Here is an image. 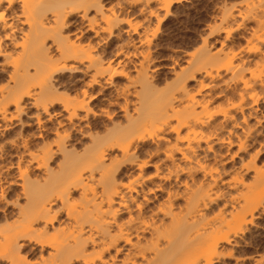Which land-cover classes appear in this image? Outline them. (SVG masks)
I'll use <instances>...</instances> for the list:
<instances>
[{"label": "snow or ice", "instance_id": "1", "mask_svg": "<svg viewBox=\"0 0 264 264\" xmlns=\"http://www.w3.org/2000/svg\"><path fill=\"white\" fill-rule=\"evenodd\" d=\"M129 2L136 14L125 16ZM13 9L17 14L10 17ZM170 9L173 0H0V61L11 73L0 82V264H217L221 256L227 264H256L227 246L234 232L264 211V143L253 144L249 136L250 113L261 115L264 128V0H216L215 14L187 51L164 40ZM125 29L136 39L105 54L109 40L116 44ZM158 48L165 55L157 56ZM246 53L254 54L251 60ZM207 67L232 77L231 98L221 91L222 102L200 105L210 85L184 87L196 81L194 69ZM82 71L75 88L56 86L57 73ZM145 93L181 96L183 106L177 115L161 110L133 127L128 114L141 111ZM189 110L207 119L186 115L180 122ZM194 127L202 131L193 135ZM138 145L149 150L138 152ZM214 145L228 151L221 156ZM88 152L96 156L89 181L94 187L85 185V168L51 196L38 197L40 180L33 177L50 161ZM78 185L86 194L64 199ZM193 198L201 207L210 199L227 200L232 212L210 217L175 258L158 260L156 245L168 247L164 230L175 219V205ZM84 205L89 219L77 224L71 260H60L64 231H53L55 212L67 211L72 223L74 210ZM33 244L42 247L26 255Z\"/></svg>", "mask_w": 264, "mask_h": 264}, {"label": "bare ground", "instance_id": "2", "mask_svg": "<svg viewBox=\"0 0 264 264\" xmlns=\"http://www.w3.org/2000/svg\"><path fill=\"white\" fill-rule=\"evenodd\" d=\"M179 1L181 0H173V3H176ZM16 14L17 13L15 9H13L9 13V16L14 17ZM117 38H119V34ZM109 45L110 46L104 47V51H105V54L111 55V53L118 46L116 47L115 44L113 45L111 43V40H109ZM111 45H113L115 48L112 47L114 49L109 50V48H111ZM252 55L254 54L246 53L244 55V59L251 60ZM203 63H204L203 61L198 62L196 67L197 68L201 67ZM7 67H8L7 65H5L2 61H0V82H5V78L11 75ZM207 72H213V76L209 77L207 75ZM198 73H203L204 74L203 77L211 79L207 83L210 85V87L205 89V94H202L199 98L200 105L208 103L209 101L215 104L218 98L221 97V91H223L225 99L231 98L229 94L235 91L236 84L235 83L229 84V82L232 80V77H230L227 72H220L218 69L214 70L213 67H207V71L205 72H197L194 69L191 74L196 76V74ZM83 77H84L83 71L80 73H75L69 78L68 76L66 77L65 73H57L55 76V83L58 88H66V87L74 88L77 84H79V82L81 83ZM220 78H221L222 87L218 89L216 88L217 83L215 81ZM204 83H205L204 80L201 81V84L199 87H203ZM184 87L190 88L188 85V82L185 83ZM139 99H140L141 111L136 112L135 109H133V112L128 114V120L133 125V127H136L139 124H142L145 121L149 120L153 115L157 114L161 110L172 109L173 110L172 114L177 115L178 108L183 106L181 104V101L184 98L181 96H176L175 99L169 98V97L162 98V97L156 96L151 93H145L142 97H139ZM131 103L135 105L136 101H131ZM186 115L199 116L201 119H207V117L204 116L198 110L197 111L189 110L186 114H182V119L180 122H186ZM234 115H237L242 119L241 113H234ZM250 117L252 119H255L253 123L252 122L250 123V131H249V136L252 139V142L254 144L256 138H258L257 137L258 134L260 133L259 131H261L260 130L261 128H259V122L261 118L259 115H256L255 113H250ZM221 119L223 118L221 117ZM209 123H211V121H209ZM217 124H219V121L217 122ZM217 124H213V128L217 127ZM206 126L207 125H205V127ZM197 131H202V129H197L194 127L193 135H195ZM224 139H225L224 136H220L221 141H223ZM141 143H146V142H141ZM205 148H206V144L202 142L200 149H198V151L203 153L205 151ZM213 148H214V153L219 152L221 156L224 155V153H222L221 148H226V147H224L223 145H214ZM148 150L149 149L144 148L142 145L141 146L138 145V148H137L138 152H141V151L147 152ZM95 159H96V156H95V153L93 152H88L86 154H77L75 156H72V155L63 156L62 160H60L61 162L58 164L57 170L54 168H50V167L46 168L48 172V174H46L47 178L40 181V188L38 189V192H37L38 197L42 195L51 196L52 192L55 190L58 184H61L67 178L74 176V174H77L79 171L85 168L90 170L92 164L95 162ZM222 167H225V165H222ZM233 167H235V165ZM94 175L95 173L90 170L89 175L87 179L85 180V185L87 187H94V185L89 184V181ZM40 179H43V178H40ZM49 186H51V189L47 188ZM86 190L87 189L85 186L78 185L72 188L71 191L66 192L64 195V199H71L73 201L79 200L80 196L75 197L71 193L77 191L81 195H85ZM220 191L223 192V189H221ZM57 195H59V193H57ZM219 202L220 200L210 199L205 202V206L203 207L200 206V204L195 200V198H193L191 201L184 200L183 203H177L175 205V208L177 210L175 213V219L173 221L167 222V227L164 230V235L167 237V239L165 240V243L168 244V247L165 248L164 245L159 244V243H157L156 245V247L159 249V253L157 256L158 260L166 261L169 258H175V254L184 244L185 240H187L191 236H195L199 232H203V230L208 226L210 222L209 220L210 217H216L217 213H221L220 218H222L225 214H230L232 212L231 208L225 209V204L228 203L227 200H225L223 203H219ZM54 204H56L55 200L52 201L49 207H52ZM63 206H64L63 203H61V207ZM86 208H87V205H84L82 209L74 210L72 223H69L68 218L66 219L68 221L66 220L64 221L63 218L62 220L60 216L61 213L58 210H56L55 212L56 221H53L55 223V229H53V231H56L59 229H63L64 231L63 239L61 241H58V246L60 248V253H59L60 260H71V253L75 251V246L77 245V240L74 238L75 229L77 227V224L83 225L84 220L89 219L88 216L84 215V211L86 210ZM221 209H224L223 213L221 212ZM64 213L68 217V212L64 211ZM200 213H202L203 215H200ZM254 217H255V214L253 218H251V223H250L251 225L253 224ZM49 219L51 218L49 217ZM161 220H164V218L162 217ZM250 224H245L243 225L242 229L239 232H234L229 237L231 241L233 239L235 240V238L239 235L240 232L244 234V231L247 230L248 227H250L249 226ZM88 227H89V232H91V226L89 225ZM65 243L68 245V248H69L68 253H65L64 251L63 245ZM25 247H28L27 243L25 244ZM37 247H42V245L33 244L32 247H30L28 249V252L25 254L28 256L36 254Z\"/></svg>", "mask_w": 264, "mask_h": 264}, {"label": "rangeland", "instance_id": "3", "mask_svg": "<svg viewBox=\"0 0 264 264\" xmlns=\"http://www.w3.org/2000/svg\"><path fill=\"white\" fill-rule=\"evenodd\" d=\"M135 7H136L135 4L129 2V4L124 9L125 16L135 15L136 13L133 11ZM170 11L172 12V17L168 22L169 24L165 27L164 40L167 41L168 39H171V42L174 44L175 47L181 49L185 48V51H187V48L195 43L200 31L204 27L205 22L215 14L216 0H181L179 2L173 3V9H170ZM243 35L244 34L241 33V38L243 37ZM130 39L135 40L136 36L133 35L131 38H129L128 32L125 29L122 34H119V38L116 39L117 45L115 44V46L116 47L119 46L118 44L120 45L126 44V42H128ZM235 44L240 47L243 46L240 44L239 39H237ZM113 45H111V48H109V50L115 48ZM156 55L157 56L165 55V50H161L160 48H158ZM74 74L75 73H71V72L65 73L66 77L68 76V78ZM203 76H204L203 73L196 74V81L194 83L189 81L188 82L189 87L199 89L201 81L204 80L205 83H208L211 80ZM215 82L217 83L216 88L219 89L220 87H222L221 78L217 79ZM217 101H221V97L218 98ZM26 111L28 112L29 119H31L32 114L30 109H26ZM259 116L261 118V115ZM254 120L255 119L251 118L250 123L251 122L253 123ZM259 128L261 127L259 126ZM260 130H261L259 131L260 135L258 134L257 136L258 138H256L254 144L259 142L264 143V128H261ZM77 137L79 138V134H77ZM73 148L75 149V145H73ZM221 150L222 153H226L228 151L227 148H221ZM80 151L82 152V150ZM62 158L63 155L61 156L60 160H62ZM53 159H55V157ZM60 160H56L54 164L51 163L50 161L48 167L57 170L58 164L61 162ZM225 168H227V165H225ZM46 174H48V172L45 169V171L41 173L39 176H34V180L39 179L40 181H42L45 178H47ZM127 174H128L127 172L124 173V175ZM47 188L51 189V186ZM219 203H221V201ZM60 216L61 219L62 218L64 219V221L68 218L64 212L61 213ZM249 226L250 227H248L247 230L244 231V234L240 232L237 237L235 236L236 237V238L234 237L235 240L233 239L231 241L232 243L227 247L231 248L230 250H232L235 253H238L241 256L254 259L256 261V264H259L260 258L264 256V211L255 214L253 224L252 225L250 224ZM221 251H223V249H221ZM228 259L229 258L227 257L221 256L217 259V264H227Z\"/></svg>", "mask_w": 264, "mask_h": 264}, {"label": "clouds", "instance_id": "4", "mask_svg": "<svg viewBox=\"0 0 264 264\" xmlns=\"http://www.w3.org/2000/svg\"><path fill=\"white\" fill-rule=\"evenodd\" d=\"M37 2H39V0H37Z\"/></svg>", "mask_w": 264, "mask_h": 264}]
</instances>
